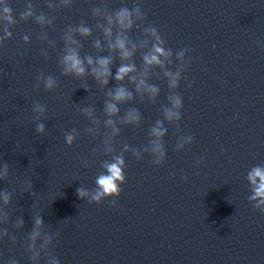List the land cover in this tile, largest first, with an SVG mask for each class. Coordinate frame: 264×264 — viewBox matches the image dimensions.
I'll list each match as a JSON object with an SVG mask.
<instances>
[{
	"label": "water",
	"instance_id": "1",
	"mask_svg": "<svg viewBox=\"0 0 264 264\" xmlns=\"http://www.w3.org/2000/svg\"><path fill=\"white\" fill-rule=\"evenodd\" d=\"M257 167L264 0H0V264H264Z\"/></svg>",
	"mask_w": 264,
	"mask_h": 264
},
{
	"label": "clouds",
	"instance_id": "2",
	"mask_svg": "<svg viewBox=\"0 0 264 264\" xmlns=\"http://www.w3.org/2000/svg\"><path fill=\"white\" fill-rule=\"evenodd\" d=\"M9 11H10L9 9L5 8V12H9ZM128 15H129V13L126 10H122L118 14L120 22L123 23L127 19ZM81 31H83L84 33H87L88 29H82ZM117 46L119 48L123 49L124 48V42L118 40ZM155 51L157 53L163 54V50L159 47L155 48ZM123 55L127 56L128 53L124 52ZM144 59H145L146 63H153V62L159 63V60H158L156 55H152L151 57L146 56ZM65 62L68 64L67 70H69V71L74 70L78 74L83 73L84 69L81 66V61L75 55V53L66 56ZM89 63H91L90 59H89ZM99 63L101 64V66H105V65H107L108 61L106 59H102L99 61ZM131 70H132V66H121L117 72L116 79H122L123 76ZM93 71H96V70L93 69ZM106 74H107L106 68L103 72L98 73V75H106ZM51 84H52V81L49 80L48 85L51 86ZM126 95H127V93L124 91V89H122V88L118 89L116 92L115 99H117V100L124 99L126 97ZM108 109L110 112L116 111V108L114 105H109ZM154 131H156V130H154ZM157 134H159V133L157 132ZM71 140H72V137L68 136L67 141L69 143H71ZM121 164H122V160L117 158L115 163H111V164L106 165L108 172H109V175H102L98 178L97 184L100 186L102 191L98 192L97 195L95 197H93V199H96L98 201L101 195L113 194V193L118 194L119 190H118V187H117V184L115 183V181L116 180H121V181L123 180ZM255 177H260L261 181H264V170H262L259 167L254 168L249 175V179L252 180L253 183H255ZM77 192L81 196L84 195V192L80 189H77ZM256 192H257V195L264 196V183L260 184V186L256 190ZM37 222L39 223V221H37Z\"/></svg>",
	"mask_w": 264,
	"mask_h": 264
}]
</instances>
